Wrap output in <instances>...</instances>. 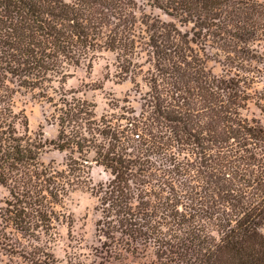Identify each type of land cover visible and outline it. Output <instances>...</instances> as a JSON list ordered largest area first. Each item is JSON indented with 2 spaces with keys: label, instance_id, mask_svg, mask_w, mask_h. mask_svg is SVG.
Returning <instances> with one entry per match:
<instances>
[{
  "label": "trees",
  "instance_id": "obj_1",
  "mask_svg": "<svg viewBox=\"0 0 264 264\" xmlns=\"http://www.w3.org/2000/svg\"><path fill=\"white\" fill-rule=\"evenodd\" d=\"M104 51L125 79L149 66L145 112L124 124L65 89ZM36 89L59 112L55 140L17 108ZM250 103L264 116L261 0H0V261L64 264L66 201L99 165L111 179L96 191L94 264L150 248L160 264H264V124ZM50 145L64 167L43 159Z\"/></svg>",
  "mask_w": 264,
  "mask_h": 264
},
{
  "label": "rangeland",
  "instance_id": "obj_2",
  "mask_svg": "<svg viewBox=\"0 0 264 264\" xmlns=\"http://www.w3.org/2000/svg\"><path fill=\"white\" fill-rule=\"evenodd\" d=\"M137 1L139 4L146 5V0ZM261 1L264 2V0ZM208 51L211 58L207 62V67L217 75L223 74V66L212 59L213 50ZM148 67L143 65L142 72L135 75V81L130 77L125 79L117 54L104 51L93 62L92 67L84 64L72 69L65 83V89L74 92L73 95L94 103L97 120L105 119L113 124H124L126 122L124 117L133 118L134 115L139 116L145 112L143 97L149 91V86L144 77ZM38 92L36 89L17 94V108L26 111L33 133L43 132L45 139L52 141L59 133V126L54 118L59 112L55 111V107L46 99L41 98ZM58 97L56 95V98ZM244 115L264 124V116L254 103H250ZM43 159L46 162L55 161L56 165L62 168L67 159V153L50 145ZM110 179L109 171L103 166L94 165L90 173L89 186L76 190L66 201V212L70 218L60 226L61 236L53 247L55 255L64 264L70 257L75 256L80 257L85 264H94L100 260L94 254L95 248L100 245L96 236V222L100 218L96 191L100 184ZM5 194L6 190L0 186V199ZM0 264H6V261H0ZM125 264H160V262L156 260L153 249L150 248L145 257L131 258Z\"/></svg>",
  "mask_w": 264,
  "mask_h": 264
}]
</instances>
